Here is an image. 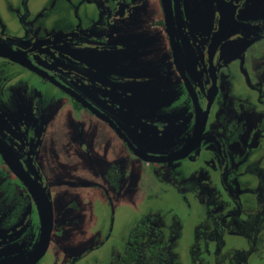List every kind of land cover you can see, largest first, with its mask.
Instances as JSON below:
<instances>
[{
  "label": "flooded vegetation",
  "instance_id": "obj_1",
  "mask_svg": "<svg viewBox=\"0 0 264 264\" xmlns=\"http://www.w3.org/2000/svg\"><path fill=\"white\" fill-rule=\"evenodd\" d=\"M7 8L0 264L264 263V0Z\"/></svg>",
  "mask_w": 264,
  "mask_h": 264
},
{
  "label": "rangeland",
  "instance_id": "obj_2",
  "mask_svg": "<svg viewBox=\"0 0 264 264\" xmlns=\"http://www.w3.org/2000/svg\"><path fill=\"white\" fill-rule=\"evenodd\" d=\"M11 4H13L14 6L17 4V0H8ZM8 8H7V0H0V17L2 19H4L5 21L7 20V17L5 16V14L7 13ZM98 201H100V197L98 196L97 198ZM98 205H95L94 208L96 209ZM103 208L102 205H99L98 209ZM90 219L94 222H96L99 227H100V234L101 232L103 233V237L105 238L108 233H106V229L108 228V223H107V218H108V214L105 216L104 215H89ZM131 215H121L119 212H117V219L114 222V231L109 235L108 238H110V241L115 239L116 234H118V232H121L123 228H127L128 224H129V220H130ZM96 220V221H95ZM104 242H101V244H99V248L98 249H93V256L96 255V257H100L105 255L108 252V239H104ZM66 246H68L70 249L72 250H80L82 249V246L80 245V243L76 240L71 241H65ZM88 247V246H87ZM264 254V252H263ZM91 256H87L86 258H84L83 262H79L76 264H85L86 259L88 260ZM97 260V259H95ZM261 262V261H260ZM263 263V262H261ZM258 262V264H261ZM264 264V263H263Z\"/></svg>",
  "mask_w": 264,
  "mask_h": 264
}]
</instances>
